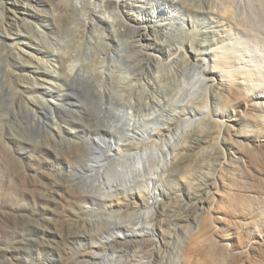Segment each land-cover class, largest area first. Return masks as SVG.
Returning <instances> with one entry per match:
<instances>
[{
	"label": "bare ground",
	"instance_id": "obj_1",
	"mask_svg": "<svg viewBox=\"0 0 264 264\" xmlns=\"http://www.w3.org/2000/svg\"><path fill=\"white\" fill-rule=\"evenodd\" d=\"M0 70L24 115L0 127V264H162L184 214L166 264H264V0H0Z\"/></svg>",
	"mask_w": 264,
	"mask_h": 264
},
{
	"label": "rangeland",
	"instance_id": "obj_2",
	"mask_svg": "<svg viewBox=\"0 0 264 264\" xmlns=\"http://www.w3.org/2000/svg\"><path fill=\"white\" fill-rule=\"evenodd\" d=\"M151 1H158V0H151ZM143 10H147V11H146V14H142V15H147L148 13L153 12V13H160V15L163 18H167L169 15H171V13L176 14V12H174V9H171L169 7V3H162L161 8H160L161 12H158L159 9L157 7L154 9L153 8H149V9L144 8ZM173 22H176L177 25H178V23H183L182 20H175ZM156 24L159 26L158 29L160 30V32H161V30L166 32V30H165L166 25L162 21L157 20ZM126 39H127V37L123 38V40H126ZM3 79H4V76L0 70V127L2 128V130H3V126L5 124H7L8 122H10V123L17 122V120L24 118L23 113H16V108H15L16 105L14 104V100H13V95H14L13 92L14 91H5L4 90ZM26 120L29 121V120H31V118H27ZM24 132H21V130H16L15 135H17L18 139H22V137H26L24 139L26 141L29 140L32 143H35L38 141H44V139H45V136L43 133L36 134V135L34 134L32 136V135L28 134L27 132H25V133ZM5 134L7 135V133H5ZM25 134H27V135H25ZM7 139L10 143L13 144L12 139H10L8 137H7ZM2 151H3V149L0 146V212L2 210H6L7 208H9L8 197L6 198V195L10 194L13 191L12 183L14 182V180L21 176V163L16 161L15 158H11V157L7 156V153H4ZM168 188L169 187H167V186H163V189H165V192H169ZM13 204H14V201H13ZM209 215H210V217H212V219H210L212 222V233L215 231L216 228L218 229V232L216 234H218V233L223 234V233H225L226 230H228L227 227H225L222 222H219L215 218L217 215L215 213V211H210ZM125 216H126V214H125ZM184 216H186V215L184 214L183 216L182 215L176 216L179 218L182 217L183 219L179 220V218H178V219H175V221L172 219V221H171L172 224L170 223V225H169V229H168L169 232L168 233L170 235H169V239L167 242L168 247H166V251L164 253V260L163 261H165V262H163L162 264H166V262L170 261V260H172V262L177 261L178 256H179L178 251L181 252L182 247L185 243V234H186L185 230L189 229L191 232L194 230L195 226L193 227V225H192L193 223L189 222L190 220L187 221L188 218H186V217L184 218ZM176 217H174V218H176ZM157 218L155 217L154 220L149 221L150 223L154 222L155 227H156ZM184 219H186V220H184ZM182 224H184V225H182ZM185 226L188 228L186 229ZM93 227H95V228H93ZM180 229H183V230H180ZM101 234H102V230L99 231V229H97L96 226H94V225H92V226L89 225V226H86L84 229H81L80 237H81L82 243L83 244L85 243V246L87 245V247H86L87 250L85 249L86 251L85 250L82 251V253L80 255V259L81 260L84 259L83 260L84 263L90 261V259L92 260V258L95 257L96 254L98 255L99 253H101L103 251L101 249H103L104 247L101 248V246L99 247V246L93 245L95 241H97L98 239L101 238V236H100ZM213 237L215 239L218 238L214 234H213ZM142 249L143 248L138 247L137 249L133 250V252L130 251V253L128 255H126L127 258L133 259L135 261V263H140V261H141L140 264H142V262L152 261V259H153L152 253H149L148 251H144ZM105 250H107V249H105ZM20 252H23V251H15V253H20ZM57 252H59V251H57ZM86 252H87V255H86ZM50 253L52 254L51 255V258H52L51 261H53L54 260L53 257H55L56 254L51 248H48L47 250L43 251V258L49 261ZM27 257L30 258L29 255ZM27 257L24 256L22 258V261L26 262ZM31 261L34 262L33 259ZM35 263H38V262H35Z\"/></svg>",
	"mask_w": 264,
	"mask_h": 264
}]
</instances>
